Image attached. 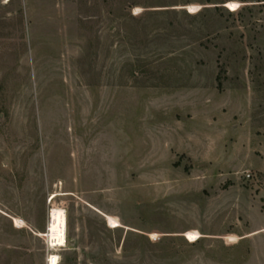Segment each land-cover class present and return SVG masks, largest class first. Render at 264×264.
Segmentation results:
<instances>
[{
  "label": "rangeland",
  "instance_id": "374dc122",
  "mask_svg": "<svg viewBox=\"0 0 264 264\" xmlns=\"http://www.w3.org/2000/svg\"><path fill=\"white\" fill-rule=\"evenodd\" d=\"M50 263L264 264V0H0V264Z\"/></svg>",
  "mask_w": 264,
  "mask_h": 264
},
{
  "label": "built area",
  "instance_id": "2783aa9c",
  "mask_svg": "<svg viewBox=\"0 0 264 264\" xmlns=\"http://www.w3.org/2000/svg\"><path fill=\"white\" fill-rule=\"evenodd\" d=\"M250 177V176H249ZM52 258V257H51ZM49 262H51V259L49 260ZM51 264V263H50Z\"/></svg>",
  "mask_w": 264,
  "mask_h": 264
}]
</instances>
